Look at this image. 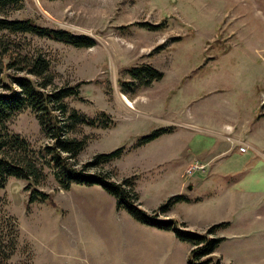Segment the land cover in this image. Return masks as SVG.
<instances>
[{"label": "rangeland", "instance_id": "obj_1", "mask_svg": "<svg viewBox=\"0 0 264 264\" xmlns=\"http://www.w3.org/2000/svg\"><path fill=\"white\" fill-rule=\"evenodd\" d=\"M10 16L95 41L74 47L0 32L1 39L17 40L11 50L38 49L50 60L48 91L81 84L79 95L65 100L69 110L112 120L111 127L79 124L69 134L85 140L76 168L122 146L120 157L86 171L116 182L132 177L149 214L170 196L184 195L188 200L156 215L193 232L226 223L209 235L224 240L195 264H264V0H22ZM2 52L9 91L16 89L10 78L32 79L5 69ZM145 62L162 77L123 91L119 80L131 81L126 69ZM239 123L256 135L250 148L232 142ZM7 126L27 140L43 172L29 189L28 180L15 177L0 189V230L15 239L10 264H188L194 247L170 230L133 220L100 186L62 188L44 150L52 141L31 108L16 112ZM157 127L169 132L138 145L140 135ZM191 164L203 167L187 175ZM33 188L49 199L29 203Z\"/></svg>", "mask_w": 264, "mask_h": 264}, {"label": "trees", "instance_id": "obj_2", "mask_svg": "<svg viewBox=\"0 0 264 264\" xmlns=\"http://www.w3.org/2000/svg\"><path fill=\"white\" fill-rule=\"evenodd\" d=\"M21 2L22 0H0V32L31 33L74 47H91L95 44L94 39L85 34H75L65 29L39 25L31 18H12L10 16L12 10ZM17 44V40L0 38V49L3 51L1 55L6 53L2 56L6 59L4 68L22 72L32 79L10 78L16 89L9 91L8 86L3 83L2 70L0 71V87L7 89L0 90V189L4 187L8 177L28 180L26 189H29L30 184L36 185L43 179L42 168L38 165L27 140L11 132L7 126V121L16 112L29 107L35 113L45 135L52 141V144L45 146L44 150L53 167L54 177L62 188L68 189L73 183L100 186L115 199L116 207L125 210L133 220L144 225L170 230L176 239L194 247L190 251L188 264H195L194 262L199 261L201 257L211 255L224 237H209V235L226 224L225 222L211 225L204 234L193 232L186 229L184 222L178 223L171 217L161 219L156 215L157 212L168 211L177 201L188 200L184 195L170 196L158 206L157 212L149 214L140 206L139 195L134 188L132 177H125L116 182L106 173L86 171L88 167L101 165L120 157L123 152L122 146L108 153L95 154L89 162L82 164L81 168H76V156L83 149L85 140L69 136V134L76 133L79 124L111 127L112 120L106 113H101L95 119L78 111L69 110L65 100L78 96L81 84L78 82L71 86L54 87L48 91L47 87L54 84L50 60L38 49L30 55L20 54L21 52L16 50ZM12 47L16 49L11 50ZM126 71L131 81L119 80L123 91H127L126 87L129 84L149 85L163 75L147 62L129 67ZM167 132L169 128L157 127L147 134L140 135L137 143L141 145L150 142ZM48 199V193L35 188L29 191V203ZM14 242V235L0 230V264H10L8 259L14 250ZM214 264H220L219 259Z\"/></svg>", "mask_w": 264, "mask_h": 264}, {"label": "crops", "instance_id": "obj_3", "mask_svg": "<svg viewBox=\"0 0 264 264\" xmlns=\"http://www.w3.org/2000/svg\"><path fill=\"white\" fill-rule=\"evenodd\" d=\"M261 120V119H260ZM262 121V120H261ZM226 124H227V121H226ZM239 133H235V134H233L234 136H235V138H234V140H232V142H235V143H238L239 144V140H242L243 142H245V144H247V146L250 148V147H252L253 146V144H252V142H250V141H252V139L255 141V137H256V135L254 136V131H252V130H249V132H247L246 130H245V126L244 125H241V123H239ZM233 130V129H232ZM229 131H230V128H228L227 126H226V136L228 135V133H229ZM239 136V137H238ZM236 137H237V139H236ZM247 138V139H246ZM250 141H249V140ZM247 149H245V151H246ZM241 151V150H240ZM261 167L262 168H264V163L263 162H261ZM198 176H200V175H198ZM197 176V177H198ZM239 184L240 183H238V186H239Z\"/></svg>", "mask_w": 264, "mask_h": 264}, {"label": "built area", "instance_id": "obj_4", "mask_svg": "<svg viewBox=\"0 0 264 264\" xmlns=\"http://www.w3.org/2000/svg\"><path fill=\"white\" fill-rule=\"evenodd\" d=\"M239 150L244 151L245 150V146H240L239 147ZM200 167H203V166H200L198 164H191V165H189V166L186 167L185 173L187 175H192V173L194 171H196L197 169H199Z\"/></svg>", "mask_w": 264, "mask_h": 264}, {"label": "bare ground", "instance_id": "obj_5", "mask_svg": "<svg viewBox=\"0 0 264 264\" xmlns=\"http://www.w3.org/2000/svg\"><path fill=\"white\" fill-rule=\"evenodd\" d=\"M125 102H126V104H127L129 107L132 106L131 103H130L128 100H126Z\"/></svg>", "mask_w": 264, "mask_h": 264}, {"label": "water", "instance_id": "obj_6", "mask_svg": "<svg viewBox=\"0 0 264 264\" xmlns=\"http://www.w3.org/2000/svg\"><path fill=\"white\" fill-rule=\"evenodd\" d=\"M188 188L190 189V188H191V186L189 185V186H188Z\"/></svg>", "mask_w": 264, "mask_h": 264}]
</instances>
